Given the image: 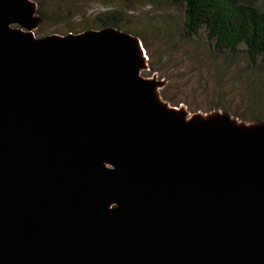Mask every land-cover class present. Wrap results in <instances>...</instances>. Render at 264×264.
<instances>
[{"label": "water", "instance_id": "95a60500", "mask_svg": "<svg viewBox=\"0 0 264 264\" xmlns=\"http://www.w3.org/2000/svg\"><path fill=\"white\" fill-rule=\"evenodd\" d=\"M39 22L0 0V264H264V123L168 107L130 34Z\"/></svg>", "mask_w": 264, "mask_h": 264}, {"label": "rangeland", "instance_id": "374dc122", "mask_svg": "<svg viewBox=\"0 0 264 264\" xmlns=\"http://www.w3.org/2000/svg\"><path fill=\"white\" fill-rule=\"evenodd\" d=\"M30 1L41 3L35 38L64 36L69 31L75 35L97 27L98 18L113 16L120 29L140 38L147 65L140 77L163 83L157 94L168 107H181L188 115L224 111L237 122L250 124L253 112L247 109L249 90L239 78L246 61L243 54L239 52L226 61L213 59L200 34L191 37L190 42L174 43L172 28L180 20L179 13L163 0ZM240 1L264 12V0ZM163 22H167L165 31ZM141 41L146 45V54ZM261 97L264 116V93Z\"/></svg>", "mask_w": 264, "mask_h": 264}, {"label": "trees", "instance_id": "16d2710c", "mask_svg": "<svg viewBox=\"0 0 264 264\" xmlns=\"http://www.w3.org/2000/svg\"><path fill=\"white\" fill-rule=\"evenodd\" d=\"M163 1L172 8L173 12L179 13L180 20L172 28L174 43L181 42L180 40L190 42L191 37L200 34L213 59L222 58L226 61L239 52L243 54L246 61L243 69L240 70L239 78L244 79L249 90L247 109L253 112L249 122L250 124L264 123L263 110L260 106L261 94L264 93V12L240 0ZM36 6L41 16V3H37ZM117 21V18L113 16L98 18L97 27L92 30L109 27L134 36L120 29ZM163 24L162 30L165 31L167 22ZM69 33L72 34L69 31L65 35ZM134 37L140 39L137 36ZM141 43L146 54V45L142 41ZM222 113L225 114L224 111Z\"/></svg>", "mask_w": 264, "mask_h": 264}]
</instances>
